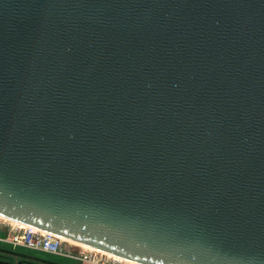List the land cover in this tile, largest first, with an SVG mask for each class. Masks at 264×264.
<instances>
[{"label":"water","instance_id":"95a60500","mask_svg":"<svg viewBox=\"0 0 264 264\" xmlns=\"http://www.w3.org/2000/svg\"><path fill=\"white\" fill-rule=\"evenodd\" d=\"M0 215L264 264V0H0Z\"/></svg>","mask_w":264,"mask_h":264},{"label":"built area","instance_id":"2783aa9c","mask_svg":"<svg viewBox=\"0 0 264 264\" xmlns=\"http://www.w3.org/2000/svg\"><path fill=\"white\" fill-rule=\"evenodd\" d=\"M0 242L13 247L57 254L81 262L82 264H128L124 260L108 256L96 249H85L70 245L60 236L37 227L24 224L12 225L0 219Z\"/></svg>","mask_w":264,"mask_h":264},{"label":"flooded vegetation","instance_id":"af4514ba","mask_svg":"<svg viewBox=\"0 0 264 264\" xmlns=\"http://www.w3.org/2000/svg\"><path fill=\"white\" fill-rule=\"evenodd\" d=\"M0 264L1 262L10 264H82L79 261L69 259L64 256L32 250L26 247L0 243Z\"/></svg>","mask_w":264,"mask_h":264},{"label":"bare ground","instance_id":"6f19581e","mask_svg":"<svg viewBox=\"0 0 264 264\" xmlns=\"http://www.w3.org/2000/svg\"><path fill=\"white\" fill-rule=\"evenodd\" d=\"M0 219H4V220H7V221H9V222H11V223H14L15 225H18V226H24V223H21V222H18V221H14V220H10V219H7V218H5V217H3V216H1L0 215ZM63 240H65V241H67L70 245H72V246H76V247H81V248H85V249H96V248H93V247H91V246H88V245H86V244H83V243H79V242H77V241H74V240H69V239H65V238H63V237H61ZM96 250H98V251H100V252H105V251H103V250H100V249H96ZM105 254H107L108 256H114L115 258H119V259H121V260H124L125 262H127L128 264H141V263H139V262H136V261H132V260H128V259H125V258H122V257H120V256H117V255H113V254H111V253H108V252H105Z\"/></svg>","mask_w":264,"mask_h":264},{"label":"rangeland","instance_id":"374dc122","mask_svg":"<svg viewBox=\"0 0 264 264\" xmlns=\"http://www.w3.org/2000/svg\"><path fill=\"white\" fill-rule=\"evenodd\" d=\"M4 220V219H3ZM5 221H7V220H5ZM9 222V221H8ZM11 223V222H10ZM12 225H15L14 223H11ZM1 243V242H0Z\"/></svg>","mask_w":264,"mask_h":264}]
</instances>
